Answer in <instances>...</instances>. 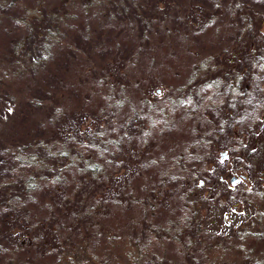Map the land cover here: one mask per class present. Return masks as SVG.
<instances>
[{"label":"rangeland","instance_id":"374dc122","mask_svg":"<svg viewBox=\"0 0 264 264\" xmlns=\"http://www.w3.org/2000/svg\"><path fill=\"white\" fill-rule=\"evenodd\" d=\"M33 8L57 13L64 36L58 47L52 45L44 66L27 85L28 92L40 88L61 95L68 115L97 112L114 94L119 103L111 128L129 153L122 170H127L123 177L131 193L127 191L128 200L99 221L119 236L116 243L97 239L94 248L87 246L88 253L106 264H128L127 255L132 253L142 256L135 264H190L181 257L185 251L181 243L164 237L190 219L180 217L186 203L183 196L193 191L196 215L192 217L203 223L200 249L210 244L213 235H224L225 240L231 239L224 243L232 245L234 261L239 246L251 256L248 260L264 264V255L252 252L245 239L235 235L237 231L224 226L225 214L234 228L239 218L233 208L239 205L242 183L231 184V176L247 173L252 181L264 177V114H259L258 104L264 93V74L252 71L243 104L228 110L219 67L233 53L239 58L234 62L247 65L250 49L255 50L256 64L264 62V0H0V48L4 53H8L10 39L23 32L17 17ZM248 17L263 22L262 26L251 23L250 40L243 34ZM12 69L6 71L15 86H24ZM211 76L217 84L209 88ZM99 77L116 79L111 80L113 87L118 86L101 85ZM118 81H126L124 89H119ZM27 109L20 104L2 117L0 137L24 139L33 132L35 125L28 123ZM130 117L136 122H127ZM253 140L263 148L253 147ZM239 141L247 152L238 154ZM131 151L141 152L137 157L143 159L136 163ZM220 151L226 152L223 159ZM192 172L197 174L195 181ZM143 187L167 189L166 205L158 204L153 214L143 212L139 204ZM260 210L264 215V206ZM64 223L71 221L63 218L55 236L76 235L70 226L61 227ZM187 235L190 240V231ZM129 238L135 241L134 248ZM220 243L216 244L220 247ZM74 253L85 254L80 248L70 254ZM0 264H6L1 257Z\"/></svg>","mask_w":264,"mask_h":264},{"label":"trees","instance_id":"16d2710c","mask_svg":"<svg viewBox=\"0 0 264 264\" xmlns=\"http://www.w3.org/2000/svg\"><path fill=\"white\" fill-rule=\"evenodd\" d=\"M17 20L23 32L10 39L8 53L0 48V70H4L0 77V128L3 126L2 117L21 104L27 106L26 117L31 119L28 123L35 125V129L24 139L0 137V257L6 264H106L100 261V257L88 253L87 246L94 248L97 239L116 243L119 236L100 225L99 221L108 218L112 208L116 211L121 203L128 200L127 191L131 193L123 177L127 170H122L127 167L129 153L111 128L112 118L119 107L116 94L97 112L85 114L75 111L68 115L61 95L40 88H29L28 92L27 85L32 84L35 73L44 66L52 45L58 47L64 34L60 33V21L55 12L41 8L26 9ZM253 22L263 25L256 18H246L243 34L249 40ZM248 53L251 58L246 60L247 65L234 62V58H239L233 53L225 65L219 66L222 84L227 91L228 110L239 109L243 104L252 71L264 74V62L256 64L257 60H254L255 50L250 49ZM9 67L18 73L24 86H15L12 74L6 71ZM211 72L212 68L208 74ZM105 79L99 77L103 81L101 85L110 89L118 86L113 87L115 83L112 80L117 82L116 79ZM208 81L209 88L217 84L213 76ZM118 82L121 83L119 89H124L122 84L126 81ZM192 83L190 81L186 86ZM259 100V114H264V93ZM129 121L135 123L136 118L130 117ZM238 143L241 144L238 154H241L246 149L243 142ZM253 147L263 148V145L253 140ZM139 153L131 151L136 163L143 159L137 157ZM116 165L118 168L110 172L111 167ZM196 176L195 172L191 173L192 181ZM163 188L146 190L143 187L144 197L139 201L141 209L145 210L143 212L153 214L158 204L166 205L168 191L166 188L163 191ZM192 197L193 191L183 196L186 203L181 208L180 217L190 216V219L178 231L164 237L173 238L172 241L178 245L181 243L183 250L193 248L192 238L189 240L187 235L189 231L191 236L194 234L193 227L197 228V240H202L204 235L203 223L192 217L196 215ZM63 218H69L71 223L61 224V227L70 226L76 235L70 232L60 235L62 239L59 235L55 236ZM186 229L189 231L186 232ZM213 239H210V245L215 244ZM131 240L129 238L128 243ZM133 242L131 248H134ZM199 244L197 242V248ZM78 248L85 254H70ZM140 257L133 253L127 255L128 264H135Z\"/></svg>","mask_w":264,"mask_h":264},{"label":"flooded vegetation","instance_id":"af4514ba","mask_svg":"<svg viewBox=\"0 0 264 264\" xmlns=\"http://www.w3.org/2000/svg\"><path fill=\"white\" fill-rule=\"evenodd\" d=\"M244 158V157H243ZM244 161V159H242ZM256 181H252L251 177L247 173H241L239 175V181L242 183L241 188L239 189L240 200L239 205L236 208H233L234 212H237L239 218L237 219V226L234 228L228 223L231 221L227 214H225V223L224 226L228 231H237L235 234L241 240L245 239L244 242L248 245L250 249L255 250L254 252L261 255H264V245L260 248L259 242L264 240V215L261 212V206H264V177L261 175L257 176ZM219 178L223 179L220 175ZM213 222V221H211ZM196 227H194V234L192 235V245L193 248L187 252H181V257L188 258L190 264H243L244 260L251 258L244 254V250L238 246L239 255L234 261L231 256L232 245L225 244L224 241H229L231 239H226L224 235L218 237L213 235L215 239L212 241L215 242L213 245H207L204 249L197 248V242L201 243L202 240H197ZM261 229L263 230L261 232ZM225 230V229H224ZM233 235V234H232ZM222 241L224 243L219 247L217 242ZM221 243V244H222ZM255 246L258 248L255 249ZM200 247V244H199ZM261 250V251H260ZM234 255V256H237ZM201 256V258H199ZM258 260L247 261L244 264H259ZM261 264V263H260Z\"/></svg>","mask_w":264,"mask_h":264},{"label":"water","instance_id":"95a60500","mask_svg":"<svg viewBox=\"0 0 264 264\" xmlns=\"http://www.w3.org/2000/svg\"><path fill=\"white\" fill-rule=\"evenodd\" d=\"M226 155L225 152H220V158H223ZM236 182V178H232L231 179V183H235Z\"/></svg>","mask_w":264,"mask_h":264}]
</instances>
